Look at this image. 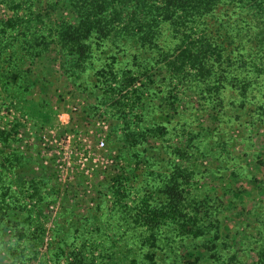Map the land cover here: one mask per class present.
Here are the masks:
<instances>
[{
    "label": "rangeland",
    "instance_id": "1",
    "mask_svg": "<svg viewBox=\"0 0 264 264\" xmlns=\"http://www.w3.org/2000/svg\"><path fill=\"white\" fill-rule=\"evenodd\" d=\"M127 3L73 39L56 29L81 25L83 7L0 0V264L255 258L264 27L222 6L211 47L181 54L165 35L153 47L124 34ZM145 205L168 218L152 223Z\"/></svg>",
    "mask_w": 264,
    "mask_h": 264
},
{
    "label": "trees",
    "instance_id": "2",
    "mask_svg": "<svg viewBox=\"0 0 264 264\" xmlns=\"http://www.w3.org/2000/svg\"><path fill=\"white\" fill-rule=\"evenodd\" d=\"M31 1V0H28ZM34 1V0H32ZM68 0L69 3L80 8L83 7V12L80 14L83 20L79 22L81 25H61L56 31L63 38L64 36L74 37L81 34V31L90 33L94 27L96 18L107 14L109 10L114 14L119 11L113 9L112 4L115 0ZM124 3L129 2L132 6L124 5L122 9L126 11V19L122 26V32L127 36L137 38V40H145L150 45L155 47L153 43L156 39H161L164 35L169 37V44L176 43L177 49L184 54L193 48L195 42L211 47L210 37L205 33L207 26L216 22L217 18L221 17L217 14L220 7H230L242 10L245 15L253 19H257L262 27H264V0H121ZM78 3H81L77 6ZM87 10V11H86ZM219 16V17H218ZM170 47V46H169ZM160 55L163 53L170 54L169 51H163L158 48ZM179 52V53H180ZM192 57V56H189ZM174 61V60H173ZM173 61H169L172 63ZM174 207V206H173ZM142 212L146 213L147 217H151L152 223L164 222L168 218V214L161 209H150V205H145ZM169 205V222H178L179 216ZM147 210L148 212H146ZM163 220H159V219ZM175 236H186L189 232L184 233V230L178 228ZM255 258L252 261L241 263L240 258L233 251L225 259L221 260L217 250L212 251L211 257L217 264H264V239L258 244L254 251Z\"/></svg>",
    "mask_w": 264,
    "mask_h": 264
}]
</instances>
